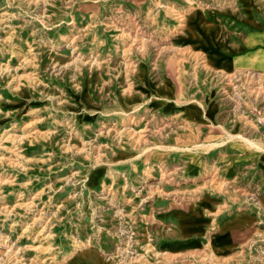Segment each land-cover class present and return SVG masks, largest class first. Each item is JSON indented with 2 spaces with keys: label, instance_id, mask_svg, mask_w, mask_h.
<instances>
[{
  "label": "rangeland",
  "instance_id": "374dc122",
  "mask_svg": "<svg viewBox=\"0 0 264 264\" xmlns=\"http://www.w3.org/2000/svg\"><path fill=\"white\" fill-rule=\"evenodd\" d=\"M194 19L237 44L264 0H0V264H264V73Z\"/></svg>",
  "mask_w": 264,
  "mask_h": 264
},
{
  "label": "crops",
  "instance_id": "0c3cea01",
  "mask_svg": "<svg viewBox=\"0 0 264 264\" xmlns=\"http://www.w3.org/2000/svg\"><path fill=\"white\" fill-rule=\"evenodd\" d=\"M191 21L187 22L189 31L186 34L185 49L191 54L202 55L206 67L225 73L246 70L264 73V32H252L237 44H225L206 33V27H208L206 23L193 31L195 19ZM177 141L179 144H189L194 140L186 134L179 137Z\"/></svg>",
  "mask_w": 264,
  "mask_h": 264
}]
</instances>
